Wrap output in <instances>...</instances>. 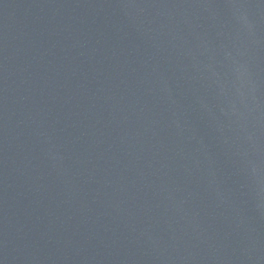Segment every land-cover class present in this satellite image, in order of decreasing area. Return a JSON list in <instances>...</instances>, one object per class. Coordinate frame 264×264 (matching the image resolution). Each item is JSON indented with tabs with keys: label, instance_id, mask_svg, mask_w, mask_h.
<instances>
[{
	"label": "water",
	"instance_id": "water-1",
	"mask_svg": "<svg viewBox=\"0 0 264 264\" xmlns=\"http://www.w3.org/2000/svg\"><path fill=\"white\" fill-rule=\"evenodd\" d=\"M91 264H264V0H121Z\"/></svg>",
	"mask_w": 264,
	"mask_h": 264
}]
</instances>
